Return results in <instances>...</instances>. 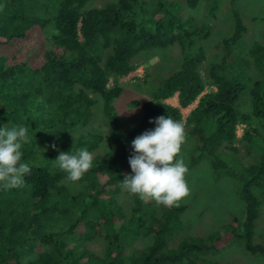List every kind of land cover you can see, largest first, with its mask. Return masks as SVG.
I'll list each match as a JSON object with an SVG mask.
<instances>
[{
  "label": "trees",
  "instance_id": "16d2710c",
  "mask_svg": "<svg viewBox=\"0 0 264 264\" xmlns=\"http://www.w3.org/2000/svg\"><path fill=\"white\" fill-rule=\"evenodd\" d=\"M88 1L0 0V127L27 126L31 138L22 149V160L31 168L24 186L7 191L0 187V264H123L117 255L132 238L113 195L124 176L132 174L128 160L136 133L155 124L149 120L167 115L182 122L195 140L189 166L203 156L215 175L226 171L235 179L242 216L206 236H181L173 242L181 229L178 214L184 206H158L130 194V229L149 240L134 248L125 263L202 264L204 254L216 252L231 239L241 241L250 254L264 255V243L253 242L254 221L264 212V84L258 79L251 83L249 111L236 108L244 86L233 72L230 49L244 27L234 0L230 2L233 30L220 39L223 52L208 65L206 76L199 67L208 25H194L189 17L170 12L163 0H115L86 8ZM185 2L193 7L196 0ZM212 4L210 13L215 8ZM174 43L182 53L180 64L140 104L139 121L121 132L112 104L121 91L119 79L137 67L132 62L137 53ZM262 48L253 45L250 52ZM257 63L264 68V52ZM13 86L17 88L11 90ZM88 93L101 102L114 149L109 158L93 155V167L79 180L83 191L70 196L59 184L67 174L55 159L61 151L74 154L86 148L91 153L97 147L101 137L95 133L66 138L90 120L95 100ZM174 94L177 106L164 102ZM193 102L182 120L179 108ZM33 105L38 111L31 109ZM236 142L248 162L235 158ZM54 199L73 203L74 208L56 212L61 218L72 213V228L79 219L92 229L102 228L106 241L102 255L62 252L50 233L38 239L39 248L25 243L33 234L27 223L39 219Z\"/></svg>",
  "mask_w": 264,
  "mask_h": 264
},
{
  "label": "rangeland",
  "instance_id": "374dc122",
  "mask_svg": "<svg viewBox=\"0 0 264 264\" xmlns=\"http://www.w3.org/2000/svg\"><path fill=\"white\" fill-rule=\"evenodd\" d=\"M113 1L115 0H89L84 7H99ZM163 1H165L166 9L180 17H189L194 25L199 26L202 23L208 25L209 34L202 40L204 60L199 67L200 73L206 76L208 65L217 61L223 52V48L219 45L220 39L228 36L233 30L231 0H213V4L211 0H196L193 7L188 6L185 0ZM210 4L215 7L212 13L208 8ZM233 5L244 27L241 38L230 49L233 72L238 75L244 86L236 102V108L246 112L249 111L248 99L251 83L258 79L264 84V68L257 63V59L264 52V48L257 49L254 53L250 52L253 45L264 47V0H234ZM181 60L182 53L176 43L164 48L142 51L133 57L132 62L137 67L119 79L121 91L112 101L117 115L116 123L121 132H127L139 121L143 113L140 104L149 99L150 93L160 79L175 70ZM16 88L17 86H13L11 90ZM88 94L95 100L90 120L84 127L67 133L66 138L76 137L85 132L98 134L101 137L100 141L91 153L92 155H101L102 158H109L114 147L107 136V122L101 113V102L95 94ZM36 96H39L38 92ZM164 102L177 106L175 95L164 99ZM194 104L195 102L184 108H179L182 120ZM37 108V105L31 106L33 111H38ZM156 126V124H152L144 127L136 133L135 138L147 130H154ZM236 130L238 137L242 125L238 126ZM194 144V138L186 133V143L182 145V155L189 169L186 180L191 191L190 195L180 202L184 206V209L178 214L181 229L174 234L173 242L181 236L182 238L185 236H206L224 228V225L229 223L231 219H239L242 216L243 204L238 196L237 183L233 177L226 171H221L215 175L208 160L203 156L189 166V157ZM236 145L238 151L235 158L243 163L248 162L247 157H244L242 147L237 142ZM234 160L232 158V161ZM59 184L66 189L70 196H77L83 191L84 183L81 181L72 182L67 178H62ZM113 196L126 219V226L129 227V231L126 232L132 238V241H129L128 245L123 247L117 255L123 264H127L124 258L126 259L134 248L143 247L149 239L130 229L131 223L128 221L131 215L132 202L130 193L121 186L120 190ZM56 201L54 199L53 202L55 203L51 202L49 210L42 214L39 219L27 223L33 234L25 243L33 245V249L39 248L41 246L37 242L38 239L43 234L50 233L57 238L62 252L70 250L74 255L84 256L86 253L102 255L106 242L102 228L92 229L90 224L84 223L81 219L75 228H72L69 226V220L73 214H65L61 218L56 212L63 207L74 208L73 203ZM10 208L12 206L8 205V209ZM61 229L64 234L60 233ZM67 229H69L67 231L69 233L66 232ZM253 232V242L264 243V212L259 214L254 221ZM203 256L206 261L201 260L202 264H264V255L246 252L241 241L234 239H231L225 246L218 248L216 252L206 253Z\"/></svg>",
  "mask_w": 264,
  "mask_h": 264
},
{
  "label": "clouds",
  "instance_id": "9594fccd",
  "mask_svg": "<svg viewBox=\"0 0 264 264\" xmlns=\"http://www.w3.org/2000/svg\"><path fill=\"white\" fill-rule=\"evenodd\" d=\"M154 130H147L131 143L128 163L131 175H125L122 188L140 200H153L158 206L178 207L190 195L186 176L189 169L182 155L186 131L182 122L171 116H159ZM31 142L27 126L0 127V187L5 191L23 187L31 168L23 162V146ZM55 148V145H52ZM93 155L86 148L74 154L61 151L55 159L67 179L77 182L93 167Z\"/></svg>",
  "mask_w": 264,
  "mask_h": 264
},
{
  "label": "built area",
  "instance_id": "2783aa9c",
  "mask_svg": "<svg viewBox=\"0 0 264 264\" xmlns=\"http://www.w3.org/2000/svg\"><path fill=\"white\" fill-rule=\"evenodd\" d=\"M175 95V94H174ZM173 96V95H172ZM176 96V95H175ZM177 101V100H176ZM237 131V130H236Z\"/></svg>",
  "mask_w": 264,
  "mask_h": 264
}]
</instances>
